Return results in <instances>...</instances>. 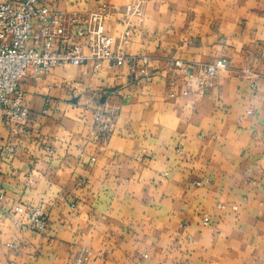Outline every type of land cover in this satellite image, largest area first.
Here are the masks:
<instances>
[{
	"label": "crops",
	"instance_id": "crops-1",
	"mask_svg": "<svg viewBox=\"0 0 264 264\" xmlns=\"http://www.w3.org/2000/svg\"><path fill=\"white\" fill-rule=\"evenodd\" d=\"M43 1L120 9L105 32L126 63L22 79L30 115L13 136L0 120L17 148L0 187L48 229L0 212V264H264V0H143L130 23L135 0Z\"/></svg>",
	"mask_w": 264,
	"mask_h": 264
},
{
	"label": "built area",
	"instance_id": "built-area-1",
	"mask_svg": "<svg viewBox=\"0 0 264 264\" xmlns=\"http://www.w3.org/2000/svg\"><path fill=\"white\" fill-rule=\"evenodd\" d=\"M143 7V0H135L122 10L128 23L143 15ZM112 11L121 12L104 5L86 15L54 14L43 0H0V120L10 136L29 119L30 111L24 103L21 87V81L29 71H33L38 80L62 66L82 67L92 61L94 68L100 69L106 61L120 67L126 63L121 52L113 51L114 40L105 32V20ZM129 36V29H126L121 43L128 44ZM78 39L86 40L88 55ZM175 65L182 71L187 70L181 62ZM227 69L228 64L221 60L203 67L200 70L201 85ZM244 72L248 77L253 75L250 70ZM97 120L102 121L101 114ZM104 131L100 124L99 132ZM16 152V147L0 143V163L14 159ZM7 204V195L0 187V212L7 217L24 214L30 231L47 232L48 218L40 209L16 205L8 211ZM207 222L205 217L204 223Z\"/></svg>",
	"mask_w": 264,
	"mask_h": 264
},
{
	"label": "rangeland",
	"instance_id": "rangeland-1",
	"mask_svg": "<svg viewBox=\"0 0 264 264\" xmlns=\"http://www.w3.org/2000/svg\"><path fill=\"white\" fill-rule=\"evenodd\" d=\"M144 8V7H143Z\"/></svg>",
	"mask_w": 264,
	"mask_h": 264
}]
</instances>
